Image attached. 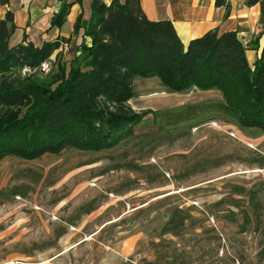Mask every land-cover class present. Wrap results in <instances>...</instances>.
Wrapping results in <instances>:
<instances>
[{
  "label": "rangeland",
  "instance_id": "1",
  "mask_svg": "<svg viewBox=\"0 0 264 264\" xmlns=\"http://www.w3.org/2000/svg\"><path fill=\"white\" fill-rule=\"evenodd\" d=\"M74 37L6 78L48 79L80 58ZM132 91L142 116L114 147L0 160V264H264V132L216 90Z\"/></svg>",
  "mask_w": 264,
  "mask_h": 264
},
{
  "label": "trees",
  "instance_id": "2",
  "mask_svg": "<svg viewBox=\"0 0 264 264\" xmlns=\"http://www.w3.org/2000/svg\"><path fill=\"white\" fill-rule=\"evenodd\" d=\"M71 4L61 3L49 28H60ZM81 19L79 14L72 26L73 36L81 31L80 58L57 61L40 82L29 77L13 82L5 75L23 66L38 70L68 39L40 47L11 45V14L0 19V160L30 161L66 147L92 152L114 147L142 116L124 108L133 97L134 78H156L172 93L216 90L240 127L264 132V43L251 65L233 32H209L183 47L168 22L142 16L138 0H111L108 6L92 0L85 28Z\"/></svg>",
  "mask_w": 264,
  "mask_h": 264
},
{
  "label": "crops",
  "instance_id": "3",
  "mask_svg": "<svg viewBox=\"0 0 264 264\" xmlns=\"http://www.w3.org/2000/svg\"><path fill=\"white\" fill-rule=\"evenodd\" d=\"M91 1L0 0V19L6 12L11 14L15 30L9 42L14 38V44L30 43L40 47L44 42L73 36L72 26L79 14L82 15L81 27L85 28ZM99 1L105 6L111 2ZM63 2L72 3L64 23L58 29L49 28L50 19ZM138 7L147 21L168 22L183 47L209 32L216 35L233 32L245 49L247 64L251 65L264 43V0H138ZM65 24L67 31L64 33L62 29ZM80 33L76 39L73 36L75 40L80 41ZM254 43L256 49L253 48ZM84 44L90 45L88 38H84Z\"/></svg>",
  "mask_w": 264,
  "mask_h": 264
},
{
  "label": "built area",
  "instance_id": "4",
  "mask_svg": "<svg viewBox=\"0 0 264 264\" xmlns=\"http://www.w3.org/2000/svg\"><path fill=\"white\" fill-rule=\"evenodd\" d=\"M48 61V60H47ZM47 61H44V62H42L40 65H39V68H38V70L39 71H44V69L46 68V66H47Z\"/></svg>",
  "mask_w": 264,
  "mask_h": 264
}]
</instances>
